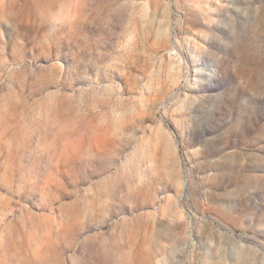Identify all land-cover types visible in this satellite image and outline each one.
I'll use <instances>...</instances> for the list:
<instances>
[{
	"label": "rangeland",
	"instance_id": "rangeland-1",
	"mask_svg": "<svg viewBox=\"0 0 264 264\" xmlns=\"http://www.w3.org/2000/svg\"><path fill=\"white\" fill-rule=\"evenodd\" d=\"M0 264H264V0H0Z\"/></svg>",
	"mask_w": 264,
	"mask_h": 264
}]
</instances>
